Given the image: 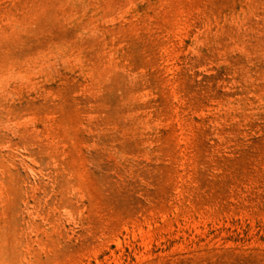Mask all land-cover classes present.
I'll return each mask as SVG.
<instances>
[{"label":"rangeland","instance_id":"rangeland-1","mask_svg":"<svg viewBox=\"0 0 264 264\" xmlns=\"http://www.w3.org/2000/svg\"><path fill=\"white\" fill-rule=\"evenodd\" d=\"M0 264H264V0H0Z\"/></svg>","mask_w":264,"mask_h":264}]
</instances>
